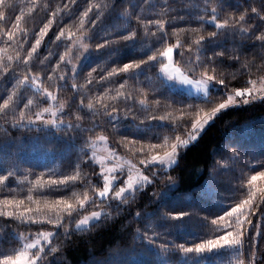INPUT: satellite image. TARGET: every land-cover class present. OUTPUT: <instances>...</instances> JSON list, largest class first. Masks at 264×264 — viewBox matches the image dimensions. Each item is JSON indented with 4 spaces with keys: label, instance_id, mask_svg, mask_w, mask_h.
Wrapping results in <instances>:
<instances>
[{
    "label": "snow or ice",
    "instance_id": "1",
    "mask_svg": "<svg viewBox=\"0 0 264 264\" xmlns=\"http://www.w3.org/2000/svg\"><path fill=\"white\" fill-rule=\"evenodd\" d=\"M63 2V0H61ZM64 5V11H60L59 5L53 8L52 15L49 16L38 32L30 33L26 28L21 30L20 24L25 15V9H20V14L15 15V0H0V37L4 38L5 43L10 47L15 45V55H7L4 48H0V77H2L3 89H0V121L3 125H10L13 129H26L32 133L30 137L21 139L20 137H9L5 153H0V182H7L12 176L20 172V164L24 161L21 154L25 148H36L48 151L47 145L53 141L66 145L68 149H74L78 153L76 159L69 160L68 167L72 168L74 164V174L63 175L59 179L53 180L49 175L48 186L45 189L48 192H64L68 188L84 187L85 191L81 198L73 192L75 202L66 199L63 195H58L52 203H45L48 212H41L39 206L33 210L24 207V200L12 196V190L8 194H0V219L4 223H11L15 227L24 228H46L53 226L52 231L37 233L43 237L42 240H36L31 235L25 237L20 233L17 237L16 232L10 234H0V246L5 243L14 244L20 241L31 240V243L24 242L19 248H10L12 254H3L0 252V264H62L57 260L61 256L60 245H54L50 241L63 236L65 243H70L69 237L77 232L87 231L93 224L106 226V221L111 217V212L106 209L111 208L113 202L119 207L121 203H130L127 197L135 199L137 192L155 184L165 172L173 167L179 166L183 150L195 146L199 139L207 131L210 123L222 114L224 110L234 109L243 103L244 105H254L257 102L264 104V0H188V3H182L180 8L174 7L176 0H109L101 4H92L89 0L88 6L80 15L81 24L90 21L91 28H81L78 32L79 39L74 37L72 31L67 33L68 38L72 40L69 44L63 40L64 29H60L52 43L58 48L61 43L66 49L71 51L66 53L75 56L77 61H87L93 56L105 54V61L97 65V68H103L113 59L122 58L124 53L121 51V42L123 46L129 49H135L139 44L143 59H129L121 66H113L112 69L99 78L100 84L113 83V78L124 79V83L119 86L115 96L108 94L109 90L96 94H90L92 80L86 78L84 85L73 83V96L67 101H61L59 107H56L58 94L50 90L53 86L52 81H56L55 87L59 91L67 87L69 76L67 68L71 64V59L65 60V54L60 55L57 65L64 67L60 72L57 66H52L51 71H46L49 67L52 52L44 58H39L38 49L45 41V36L54 31V23H63L66 16L74 15L75 3ZM127 3L125 9L123 5ZM209 3L212 4L209 9ZM39 5L31 3L27 7L29 15H34L33 9ZM51 7V4L45 6ZM159 7V11L157 8ZM15 15L14 22L11 16L5 11ZM231 8V14L225 11ZM151 9V12H148ZM183 11L185 16L171 15L174 12ZM59 12V16L57 13ZM223 13V19L221 14ZM157 17L155 20L145 19L146 15ZM95 16V19L91 17ZM124 19L127 28L112 27L109 31L104 26L112 19ZM133 18L136 23L133 24ZM251 21V23H249ZM184 22L183 29H174L173 35L177 32L185 34V41H177L176 45L168 44L159 51L154 46L165 44L169 39L167 28L172 24ZM12 23L13 27L8 28L7 24ZM192 24L199 27L193 28ZM101 28L100 39L102 43L95 44V51L88 43H81L82 40H92L95 37L96 28ZM206 27H212L214 31L204 32ZM131 29V30H128ZM143 29V31H141ZM85 32L91 33L85 35ZM126 32V35H122ZM32 34L35 35V41L31 47H27L31 41ZM194 37V39H188ZM147 41L148 43H145ZM27 54H24V51ZM179 49L183 58L181 66L173 64V54ZM248 49L253 50V55L260 60L256 64L255 59H248ZM259 49L257 52L256 50ZM151 52V55H147ZM194 54V58H193ZM245 58L242 60L241 56ZM167 58V62L160 63L159 70L153 74L157 62ZM39 59V64L34 61ZM231 69V75L234 81L246 83L247 87H234L229 90V81L225 72L221 69L223 66ZM75 79L77 65L71 64ZM39 69V70H37ZM20 70L24 71L23 76H19ZM95 71V69L93 70ZM44 75L48 78V86H44ZM143 76L141 81L139 78ZM88 77L92 78L93 73L89 72ZM129 81L136 84H147L152 94L165 99L164 108L169 112H164L158 118L148 114L145 98L136 101L134 93L135 87L123 91ZM176 84L191 86L195 89L197 95L188 97V99L201 101V103H184V100L174 99L171 89ZM11 84V88L8 85ZM86 85V87H85ZM31 95H26V92ZM145 89H140L144 93ZM5 93H7L5 97ZM213 93L218 94L220 99L214 100ZM79 94L81 99L77 103L75 95ZM226 97V98H225ZM87 98V104L84 100ZM123 104V109L120 104ZM179 104V107L176 105ZM46 105V106H42ZM203 105V106H202ZM209 105H212L209 107ZM160 102L157 100L154 105V111L160 110ZM66 109L68 111H66ZM68 116L65 120L64 117ZM131 116V121L128 117ZM123 117V118H122ZM139 120V123H137ZM169 120L171 123H161ZM87 121V122H86ZM247 124V122H245ZM190 129L187 135L182 138L183 129ZM129 130V135L136 137L130 143H141L140 153L142 158L139 164L142 167L131 165L127 172V178H124V169L120 165H112L105 168V163H111L110 160H100V173L96 182H99V176L103 175V187L93 191V181L88 173L83 171L85 167L95 168L93 161L97 159L95 153L89 155V152L97 141H109V136L118 134L123 129ZM164 128L167 135H164L160 144L151 141H159L161 133L154 129ZM35 130V131H33ZM55 130V131H53ZM97 130L101 134L93 137ZM175 135L171 145L168 140L173 133ZM62 133V135H58ZM107 133V134H104ZM87 134V135H86ZM7 136V128L5 129ZM81 143L77 144L76 142ZM122 143H129L128 136H120ZM229 145H225L224 151L227 152ZM119 147V145H118ZM165 148L162 153L159 148ZM145 148L147 152H145ZM234 151L229 159H242L247 156L249 159H255V153L249 152L240 147L238 143L233 145ZM63 151V150H62ZM71 155V152H69ZM259 155L262 157L253 165L251 175L245 179L244 170L241 169L239 175L234 174L226 183L229 194L227 195L229 203L225 204L223 197L217 202L220 203L222 215H214L211 221L215 228L213 238L203 239L199 242L185 241V243L176 244L171 240L165 243H158L161 237L167 236L176 226L182 225L185 219L195 216L202 221L203 227L208 226V216H200V208H194L190 211L160 210V205H167L169 189L173 188L178 179L168 176L159 189H153L152 196L157 199L154 203L157 205L152 211L137 212L133 219L140 221L144 218L141 227H136L130 233L132 240L130 245L125 246V251L135 253L139 250L145 256L150 258L149 264H209L208 258L219 256L225 250L235 253L238 264H264V150ZM112 156L116 157L115 150ZM82 157V158H81ZM120 159L119 157H117ZM39 166V165H38ZM245 167H248L245 164ZM259 167L261 170H255ZM119 169V172H117ZM235 173V169H231ZM216 169L210 175L215 182ZM45 172L51 173L50 169L45 167ZM107 172V175L104 173ZM134 173V174H133ZM43 175V173H42ZM27 179V177H23ZM39 177L37 180L39 181ZM121 180L123 183L121 184ZM233 181H237L233 184ZM117 184L121 186L117 188ZM244 184L247 185V194L239 202H235L236 194L245 192ZM40 187H44L40 183ZM92 192L90 196L88 193ZM257 193H260L258 196ZM32 201V196L27 197ZM99 202L104 207L98 211H92L86 215H80L85 212L89 205H95ZM227 208L225 211L224 209ZM21 209H23L21 211ZM55 209V213H52ZM79 216V219H75ZM259 217L256 219L255 217ZM75 219V228L71 226ZM67 222V223H66ZM63 229V232L60 231ZM156 229H160L157 231ZM255 230V231H254ZM48 241V243H45ZM243 253L244 258L239 259ZM93 264H101L100 261H94ZM231 264V261H229Z\"/></svg>",
    "mask_w": 264,
    "mask_h": 264
},
{
    "label": "trees",
    "instance_id": "2",
    "mask_svg": "<svg viewBox=\"0 0 264 264\" xmlns=\"http://www.w3.org/2000/svg\"><path fill=\"white\" fill-rule=\"evenodd\" d=\"M73 0H15L16 7L14 8L15 15L20 14V9H25V15L28 17L26 20L22 18L20 24L21 30L27 29L30 33L38 32L39 28L43 26V23L46 22L47 18L52 15L53 8H56L59 5L60 11H64V5L72 3ZM109 0H91L92 4L96 3H107ZM196 0H192V3H195ZM232 0H230V3ZM5 3H8V0H5ZM31 3H36L39 5L38 8L33 9L34 15H29L27 12V7ZM89 3V0H77L75 3V12L74 15L66 16L63 20V23L55 24L54 31H50L48 35L45 36V41L42 42V46L38 49L39 58H44L49 55V52H52L53 56L50 60L49 67L46 71H51L52 66H57L60 72H63L65 69L61 65H57V61L60 59L61 54H65V60H67L66 53L70 52V49H66L64 44L61 43L57 48L52 40L55 39L56 35L59 33L60 29H64L63 40L71 44L72 40L68 38L67 33L72 31L74 37L79 39V28H91L90 21H87L84 24H81L80 15L85 11ZM141 3H144V0H141ZM182 3H188V0H176L174 7L180 8ZM51 4V7L47 8L45 11V6ZM202 4V0H201ZM209 9H211L212 4L209 3ZM128 5L125 3L123 8H127ZM5 11L8 15L11 16L12 21L15 20V15L12 12H9L7 8ZM159 11V7L157 8ZM226 12L231 14L232 9L226 8ZM148 12H151V9H148ZM171 15L174 16H185L186 13L183 11L174 12ZM59 16V12L57 13ZM95 19V16L91 17ZM157 17L152 15H146L145 19L155 20ZM221 19H223V13L221 14ZM136 23L135 18H133V24ZM251 23V21H249ZM3 26V25H0ZM117 28H127V23L124 19H110L107 24L104 26L107 30L111 31L112 27ZM8 28L13 27L12 23L7 24ZM185 27L184 22H178L172 24L167 28L169 33V39L165 44H157L154 47L159 51H163V48L168 44L176 45L177 41H185V34L183 32H177L173 35L174 29H183ZM191 27H199L197 24H192ZM131 30V29H128ZM212 27H206L204 32L214 31ZM143 31V29H141ZM85 35H90L91 33L85 32ZM122 35H126V32H122ZM101 35V28L97 27L95 32V37L92 40H82L83 43H88L91 45L93 51H95V44L102 43L99 38ZM188 39H194V37H189ZM35 41V35L32 34L31 41L28 43L27 47H31V43ZM145 43H148L145 41ZM124 42H121V51L124 53L122 58L113 59L110 63H107L103 68H97L98 64H101L105 61V54L100 56H93L90 60L81 61L76 68L75 79H73L74 72L71 69L67 68V75L69 79L67 81V87L60 89L59 91L55 87L56 81H52L51 91L58 94V102L67 101L70 97L73 96V89L71 85L73 83L84 85L85 79L92 80V88L90 94H96L99 96L100 93L105 92V89H108V94L115 96V93L119 89V86L124 83V79L113 78V83H103L100 84L99 78L104 76L106 72L110 71L113 66H121L124 62H127L129 59H143V55H139L142 51L141 46L138 44L135 49H129L123 46ZM0 48L6 50L7 55H15V45L11 47L5 43L4 38L0 37ZM180 51H186V49H179L173 54V61L176 66H181V60H187L188 57L184 56L183 58L179 54ZM257 52L259 49L256 50ZM24 54H27L25 49ZM151 52H148L147 55H151ZM194 58V54H193ZM245 57L242 55L241 59ZM248 59H255L256 64L260 63V60L253 55V50L248 49L247 54ZM164 60L158 61L156 68L153 69V74L159 70L160 63H163ZM34 64H39V59L34 61ZM95 69V71H93ZM39 70V69H37ZM225 72L227 80L229 83V90L234 87H247L246 83H240L234 81L231 75V69L227 66H223L221 69ZM92 72L93 77L89 78L88 73ZM25 73L23 70H20L18 73L19 76H23ZM143 81L144 77L139 78ZM2 81V77H0ZM48 78L44 75V86H48ZM3 83H0V89H3ZM86 87V85H85ZM135 87L137 92L134 93L135 99L137 102L142 98H145L146 104L150 105L147 108V112L150 115L159 117L164 112H169L170 110L164 108L165 99L163 96L157 97L152 94L149 86L147 84H136L133 81H129L128 85L123 89L127 91L129 88ZM8 88H11V84L8 85ZM140 89H145L144 93H140ZM174 99L184 100V103H201V101H196L188 99L192 97L191 95L179 87H173L171 89ZM5 97L7 93L4 94ZM26 95H31L30 90L26 92ZM226 98V97H225ZM81 99L79 94L75 95V101L78 103ZM213 99L219 100L220 97L218 94L213 93ZM159 100L160 110L154 111L155 102ZM3 102V99L0 98V103ZM85 105L87 104V98L84 100ZM46 106V105H42ZM180 105L177 104L176 107ZM203 106V105H202ZM212 105H209L211 107ZM124 105L121 103L120 108L123 109ZM66 111H68L66 109ZM123 118V117H122ZM65 120L68 119L66 115ZM132 117L129 116L128 120L131 121ZM87 122V121H86ZM247 122V124L245 123ZM139 123V120H137ZM161 123H171V121L166 120ZM7 128V136H5V129ZM190 129H183L182 138L187 135ZM161 133V138L159 141L153 140L152 143L160 144L163 141L164 135H167V130L164 128L154 129ZM35 131V130H33ZM55 131V130H53ZM101 134L99 130L96 133H93V137ZM107 134V133H104ZM181 133H173L171 139L168 140V145L170 146L172 140L175 139V135ZM32 133L28 132L26 129H13L10 125H3V122L0 121V153H5L9 149L7 148V140L9 137H20L25 139L30 137ZM62 135V133H58ZM87 135V134H86ZM120 136H128L129 143L125 144L120 141ZM138 139L129 135V130L127 128L123 129L121 132L115 135L109 136V141L107 142L110 150H115L116 154L131 160L134 164L142 167L139 164L142 154L138 155L141 150V143L132 144L130 141ZM77 144L81 143L80 141L76 142ZM238 143L241 148L248 150L249 152H254L255 159H249L247 156H244L242 159H229V156L233 153V145ZM119 145V147H118ZM225 145H229L227 152L224 151ZM48 151L43 149L36 148H25L21 154L23 163L20 164V172L17 175L12 176L8 179L7 182H0V194H8L9 190H12V196L17 199L24 200V207L31 208L35 210L38 206L41 212H48L49 209L45 207V203H52L57 199L58 195H63L66 199H70L72 202H75V196L73 192L77 195L83 196L85 191L84 187L77 188H68L64 192H48L45 189L48 186L49 175L52 176L53 180L59 179L63 175H72L74 174V164L72 168H69L67 165L69 160H75L78 153L74 149H68L63 141L56 142L53 141L51 144L47 145ZM63 150V151H62ZM166 149L161 147L159 151L162 153ZM264 150V104L257 102L254 105H244L241 103L236 106L234 109L224 110L222 114H219L213 122L210 123L207 131L204 132L203 136L199 139V142L193 147H189L187 150H183L182 157L179 161L178 167H173L170 171L165 172L163 176L155 183L149 187H142L138 192L135 199L127 197L126 200H129L130 203L124 204L121 203L119 207L116 206V202H113L111 208L106 209L111 212V217L105 222L106 226L93 224L90 229L84 232L74 233L69 237L70 243H65L63 236H57L53 238L50 242L54 245H60L61 256L57 257V260L62 261V264H93L94 261H100L101 264H149L150 258L145 256L139 250L134 254L125 251V246L131 244L132 237L130 233L135 230L136 227H141L143 231L142 224L144 223L143 216L140 221L133 219L137 212L152 211L157 205L154 201L157 199L152 196L151 193L153 189H159L160 186L164 183L168 176L178 179L177 184L169 189V195L167 198V205L161 204L160 210H173L172 206L175 205L176 210L190 211L194 208H200V216H208V226L203 227L202 221L197 219L195 216L185 219L182 225L174 227L167 236L161 237L158 243H165L168 240L173 241L176 244L185 243V241L199 242L203 239L213 238L215 234V228L212 226L211 221L214 219L213 213L215 215H222L221 205L218 201L219 198L223 197L225 199L223 202L225 204L229 203L227 195L229 194L227 184L224 183L229 180L234 174L239 175L241 169L244 170L245 179L248 175H251V170L253 165L257 163L262 157L259 153ZM71 152V155H69ZM145 152L147 149L145 148ZM91 151L89 155L91 156ZM82 158V157H81ZM95 168L85 167L83 171L88 173L89 178L93 181V191L97 188L103 187V175L99 176V182H96L97 176L95 174L100 173V166L93 161ZM245 164L248 167H245ZM39 165V166H38ZM45 167L51 170V173L45 172ZM216 169L215 182L213 181L210 173ZM235 169V173L231 170ZM255 170H261L259 167H256ZM43 173V175H42ZM4 174V173H0ZM27 177V179H23ZM39 177V181L37 180ZM40 183H43L44 187H40ZM237 181H233V184H236ZM245 192L243 194L237 193L235 202H239V199H243L247 194V185L244 184ZM90 196L92 192L88 193ZM31 195L32 201H29L27 197ZM259 196L260 193H257ZM2 198V195H0ZM104 205H100L97 202L95 205H89L85 212L80 215H86L92 211H98ZM23 209H21L22 211ZM225 211L227 208L224 209ZM52 213H55V209L51 210ZM77 216L75 219H79ZM258 219L259 217H255ZM8 218L0 219V234H10L12 231L16 232L17 237L20 233H23L25 237L31 235L32 238H35L37 233L44 231H52L53 226L48 225L46 228H24V227H15L11 223H4V220ZM75 219L72 220L71 226L75 228ZM67 223V222H66ZM160 231V229H156ZM63 232V229H60ZM255 231V230H254ZM30 241V240H26ZM26 241H20L14 244L5 243L0 246V252L3 254H12L10 248H19ZM45 243H48L46 241ZM261 244L264 245V240L261 241ZM243 253L240 254L239 259H243ZM209 264H238V259L235 253H231L227 250L222 252L219 256H211L208 258ZM55 264V261H54Z\"/></svg>",
    "mask_w": 264,
    "mask_h": 264
},
{
    "label": "rangeland",
    "instance_id": "3",
    "mask_svg": "<svg viewBox=\"0 0 264 264\" xmlns=\"http://www.w3.org/2000/svg\"><path fill=\"white\" fill-rule=\"evenodd\" d=\"M81 43H83L81 41ZM71 51V50H70ZM71 59V64H75V65H79L81 61H77L76 57L75 56H71V57H67V60ZM66 60V61H67ZM164 62H167V58L164 59ZM163 62V63H164ZM172 62L174 64V61L172 59ZM71 64L68 66V69H72L71 67ZM175 65V64H174ZM176 66V65H175ZM178 67V66H177ZM173 84H176V82H172ZM176 87H179L180 89L184 90L185 92L191 94V95H197L196 91L194 88H192L191 86H184V85H179V84H176ZM58 102H56V107H59V104H57ZM91 153H95L97 159L95 160V162L101 167L99 161L100 160H110V164L109 163H105L104 167L107 168V167H110L112 165H120L123 169H124V178L126 179L127 178V172H128V169L131 165H136L134 164L131 160L127 159V158H124L122 156H119L116 154V157H113L112 156V150L109 149L108 147V144L107 142L105 141H97L96 143H94V145L92 146L91 148ZM92 155V154H91ZM117 157H119L120 159H118ZM138 168L139 166L136 165ZM117 172H119V169H117ZM108 173L105 172L104 175H107ZM134 174V173H133ZM123 183V180H121V184ZM121 185L120 184H117V188H119ZM33 239H36V240H42L43 237L41 236H36L35 238ZM27 243H31L32 241H26Z\"/></svg>",
    "mask_w": 264,
    "mask_h": 264
}]
</instances>
